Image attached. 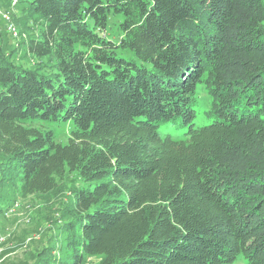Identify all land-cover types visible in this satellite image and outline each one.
<instances>
[{"label": "trees", "instance_id": "16d2710c", "mask_svg": "<svg viewBox=\"0 0 264 264\" xmlns=\"http://www.w3.org/2000/svg\"><path fill=\"white\" fill-rule=\"evenodd\" d=\"M0 6L19 31L0 19V179L25 197L81 181L52 264H264V0ZM37 121H72L68 142Z\"/></svg>", "mask_w": 264, "mask_h": 264}, {"label": "rangeland", "instance_id": "374dc122", "mask_svg": "<svg viewBox=\"0 0 264 264\" xmlns=\"http://www.w3.org/2000/svg\"><path fill=\"white\" fill-rule=\"evenodd\" d=\"M121 20H123L122 16L114 14L108 18L107 33L115 40L120 38L118 27ZM0 39L4 43L9 40V45L15 42L10 35H5L1 21ZM17 53V58L21 59L23 52L18 50ZM123 54L127 58L137 60L131 51H124ZM24 59L28 60V58ZM43 61L45 62V60ZM196 95L199 108L208 109L211 104V97L203 84H198ZM28 125L53 130L56 141L62 144L68 142L73 128L72 121L46 123L44 127L39 121L31 122ZM79 185H81V181L76 174H69L55 192L25 197L19 193V183L16 180L4 181L0 179V203L5 204L8 208L6 212L3 210L0 213V264H52L53 262H61L64 251L70 250L66 244L68 235L69 244L72 241L71 232L63 229L65 220L62 217V210L72 207V189ZM96 261V259L88 258L86 264H95ZM233 264H248V262L241 255Z\"/></svg>", "mask_w": 264, "mask_h": 264}, {"label": "built area", "instance_id": "2783aa9c", "mask_svg": "<svg viewBox=\"0 0 264 264\" xmlns=\"http://www.w3.org/2000/svg\"><path fill=\"white\" fill-rule=\"evenodd\" d=\"M16 3V1H14V4ZM5 20L6 22V26L8 28V30L10 31V33L14 36V37H18L19 36V31L18 28L16 27L15 23L13 22L12 19V14L10 10H6L3 9L0 6V19Z\"/></svg>", "mask_w": 264, "mask_h": 264}]
</instances>
